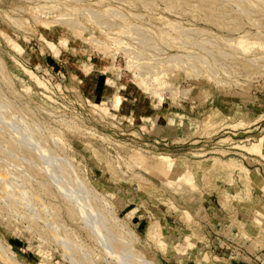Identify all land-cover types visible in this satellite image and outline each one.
<instances>
[{
    "label": "rangeland",
    "instance_id": "rangeland-1",
    "mask_svg": "<svg viewBox=\"0 0 264 264\" xmlns=\"http://www.w3.org/2000/svg\"><path fill=\"white\" fill-rule=\"evenodd\" d=\"M263 1L0 0V264H171L191 242L264 263L219 203L236 177L192 170L235 157L264 180L238 147L264 135ZM169 163L192 186L161 182Z\"/></svg>",
    "mask_w": 264,
    "mask_h": 264
},
{
    "label": "bare ground",
    "instance_id": "bare-ground-1",
    "mask_svg": "<svg viewBox=\"0 0 264 264\" xmlns=\"http://www.w3.org/2000/svg\"><path fill=\"white\" fill-rule=\"evenodd\" d=\"M237 42H239V40ZM245 42L243 41L244 45H245ZM241 43H240V45L243 44V43L242 44ZM245 46H247V45H245ZM250 60L253 62V61H255V58H250ZM210 117L211 116L209 115L205 119L206 123H212V124H209V126L213 125L215 123V121H212V122L209 121ZM258 118H259V116H258ZM241 123L242 122H240V124ZM233 124H235V123H233ZM242 124H245V123H242ZM238 147L242 150L244 156L250 155L252 157L264 159V135L263 134L258 138L257 141L251 143L250 145L243 144V145H238ZM210 166L211 167H214V166L219 167L221 170H225L227 172H230L231 174H233L236 177L237 182L240 185L239 188L241 191L240 192H226L224 190L220 191L219 192V203L227 211V214H229V218H231L232 220H236L237 215L243 216L245 219L244 221H246L245 224L248 223L251 225V227L247 226L246 228H249V227H250V229L252 228L253 231L252 230H250V231L252 233H254L256 237H258L260 240H262L264 242V222L260 219V215L257 213L256 209H251L250 207H248L246 205L247 200H244V198L247 197L248 202L253 203L251 200V198H252L251 195H252L253 189H255L256 187L264 191V180L262 178V175H261L259 169L257 167L249 168L248 166H246L243 163V161L237 160L235 157H228L226 160H221V159L213 156V157L208 158L207 162L193 166L192 170L197 172L196 174L199 178L202 175H204V173H205L204 171ZM147 168H145V169H147ZM147 170H149V168ZM163 171L164 172L162 174L156 173V177L161 182H163L165 185L166 184L170 185L171 183L177 182L179 180V178H181L182 182H183L182 185L186 186L187 188L192 186L191 185V179L189 177L184 176L182 174L183 170H181L178 166H175V164L169 163L166 166L163 165ZM231 204L233 206H230ZM252 206H254V204H252ZM181 218L183 221H186L192 228H195L194 225H196L195 223H197V222L195 220H192V218H189L188 212H186V211L183 212V215ZM159 233H160V226H159L158 222H156L153 229L149 230V235L151 237H156V236L158 237ZM188 248H186V249H188Z\"/></svg>",
    "mask_w": 264,
    "mask_h": 264
},
{
    "label": "crops",
    "instance_id": "crops-1",
    "mask_svg": "<svg viewBox=\"0 0 264 264\" xmlns=\"http://www.w3.org/2000/svg\"><path fill=\"white\" fill-rule=\"evenodd\" d=\"M261 201H264V200L263 199L262 200L259 199L257 201V203L261 202ZM186 248H188V249L185 250V252L188 254V256H186V258L184 260L180 261L179 263H171V264H221V263H210V262L204 261V260L198 261V259H193L191 257L192 254H193V252L197 251V250H195L196 248H195L193 242L189 243V245H187ZM189 254H190V256H189ZM260 256H264V253L262 255H260ZM198 262H200V263H198ZM225 264H264V263H225Z\"/></svg>",
    "mask_w": 264,
    "mask_h": 264
}]
</instances>
